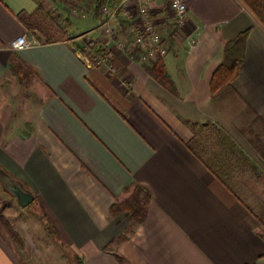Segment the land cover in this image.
I'll list each match as a JSON object with an SVG mask.
<instances>
[{"label": "crops", "instance_id": "obj_1", "mask_svg": "<svg viewBox=\"0 0 264 264\" xmlns=\"http://www.w3.org/2000/svg\"><path fill=\"white\" fill-rule=\"evenodd\" d=\"M38 1L0 0V168L33 193L60 243L83 264H264L253 144L264 142V27L244 2L184 0L181 26L165 0L147 4L169 43L173 94L96 17L95 30L58 39L36 30ZM90 30L93 52L77 44ZM245 31L231 88L212 96L224 44ZM22 36L35 44L12 49ZM135 187L148 198L140 223L111 212ZM0 264H21L1 233Z\"/></svg>", "mask_w": 264, "mask_h": 264}, {"label": "rangeland", "instance_id": "obj_2", "mask_svg": "<svg viewBox=\"0 0 264 264\" xmlns=\"http://www.w3.org/2000/svg\"><path fill=\"white\" fill-rule=\"evenodd\" d=\"M40 1L44 10L37 14L33 23L37 27L36 30L42 31L47 37L58 39L63 36H70L68 34L70 29L71 34L76 35L84 32V29L90 26H93L92 31L95 30L94 18L96 16L92 11H86L82 3L75 4L74 0H67V3L62 2V0ZM96 19L101 20V24L104 21V17L99 15V12ZM87 25L88 27H86ZM76 26L78 28L74 29ZM92 31H88L85 36L81 37L77 44L82 48L90 46V42L95 40ZM93 47L96 49L95 44L92 45L91 49ZM258 214L264 220V213L259 212ZM9 231H12L18 238L16 241L11 239ZM0 233L11 240L21 264H76L77 262L73 256L74 253L59 243L55 231L46 223L36 202L21 209L15 200L5 194L1 188Z\"/></svg>", "mask_w": 264, "mask_h": 264}, {"label": "trees", "instance_id": "obj_3", "mask_svg": "<svg viewBox=\"0 0 264 264\" xmlns=\"http://www.w3.org/2000/svg\"><path fill=\"white\" fill-rule=\"evenodd\" d=\"M38 9H41V3L38 0H33ZM75 4H83V8L86 11H92L97 17L101 7L114 8L119 0H74ZM244 4L249 8L253 15L264 27V0H242ZM67 3V0H62ZM120 29L127 28L126 21L116 18ZM30 24V22H29ZM248 31L240 33L235 39L227 41L223 46V57L221 62L216 67L210 82V91L212 96H216L221 90H228L231 87V82L236 77L237 72L244 60L245 43L247 39ZM18 67L13 66V71L18 73ZM19 70V68H18ZM21 71V70H20ZM19 71V72H20ZM147 73L156 80L162 87H164L170 93L175 92L173 84L170 78L167 76L164 65L161 59L151 63L150 67H146ZM253 144L258 153L264 160V142L260 140L258 136H253ZM262 180V179H261ZM264 185V180H262ZM143 191L139 187H135L130 197L124 200L122 203L113 205L111 212H118L125 210L130 219L134 222H142L145 216V208L148 202V198L144 195ZM264 225V222H263ZM11 239L17 240L18 238L12 231H9ZM56 238L58 239L56 233ZM59 240V239H58ZM60 243V240H59ZM61 244V243H60ZM64 246V245H62ZM76 258V264H83L76 254L73 255Z\"/></svg>", "mask_w": 264, "mask_h": 264}, {"label": "built area", "instance_id": "obj_4", "mask_svg": "<svg viewBox=\"0 0 264 264\" xmlns=\"http://www.w3.org/2000/svg\"><path fill=\"white\" fill-rule=\"evenodd\" d=\"M131 0H119L114 8L101 7L99 15L104 17L103 23L100 25L103 37L116 42L115 46L119 50H123L124 46L130 47L131 51L137 50L139 61L143 64H151L158 59H163L169 52V43L167 38L161 33L160 29L153 22L147 4L156 0H138L140 1L136 7H130L127 3ZM167 11L172 15L174 21L178 25H183L186 16V4L184 0H165ZM116 18L126 21L128 35L123 39L121 29ZM35 44V41L28 42L25 36L12 42L11 47L14 50H21ZM97 44L90 42V46L85 47L86 50H92V45ZM95 64L108 63L106 56L93 57ZM109 70L114 72L112 65Z\"/></svg>", "mask_w": 264, "mask_h": 264}, {"label": "water", "instance_id": "obj_5", "mask_svg": "<svg viewBox=\"0 0 264 264\" xmlns=\"http://www.w3.org/2000/svg\"><path fill=\"white\" fill-rule=\"evenodd\" d=\"M0 188L9 197L13 198L17 206L21 209L30 206L35 197L23 183L0 168Z\"/></svg>", "mask_w": 264, "mask_h": 264}]
</instances>
